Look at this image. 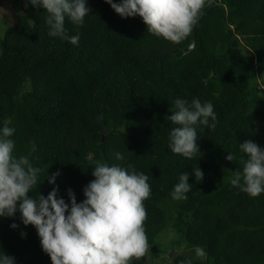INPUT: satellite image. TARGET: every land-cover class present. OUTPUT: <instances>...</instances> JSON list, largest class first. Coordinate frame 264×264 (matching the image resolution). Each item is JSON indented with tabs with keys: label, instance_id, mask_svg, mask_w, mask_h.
<instances>
[{
	"label": "trees",
	"instance_id": "obj_1",
	"mask_svg": "<svg viewBox=\"0 0 264 264\" xmlns=\"http://www.w3.org/2000/svg\"><path fill=\"white\" fill-rule=\"evenodd\" d=\"M7 4L17 19L0 34V130L6 122L14 128L13 155L40 169L29 196L46 197L57 187L58 198L70 205L71 190L80 203L96 163L118 165L148 176L144 228L152 257L175 214L173 226L187 246L202 247L208 257H179L176 264H264V193L252 197L231 184L248 158L240 143L264 149V0H218L179 43L150 34L141 17H121L105 0H86L82 25L65 17L67 35L79 36L76 45L49 36L43 7L0 0V8ZM193 98L211 102L217 120L214 129L196 127L200 152L189 159L171 151L178 125L168 117L177 99ZM197 167L201 182L192 175ZM186 172L191 190L174 200ZM18 209L0 216V255L14 264H52ZM146 261L147 254L133 264Z\"/></svg>",
	"mask_w": 264,
	"mask_h": 264
},
{
	"label": "clouds",
	"instance_id": "obj_2",
	"mask_svg": "<svg viewBox=\"0 0 264 264\" xmlns=\"http://www.w3.org/2000/svg\"><path fill=\"white\" fill-rule=\"evenodd\" d=\"M105 2L121 17H141L150 34L172 43H179L190 35L206 4V0ZM27 3L41 6L48 13L49 36L78 44V35H67L65 17L75 25H82L90 12L86 0H27ZM175 106L177 111L168 119L178 126L170 132L169 147L174 154L191 159L200 152L196 127L204 125L214 129L216 126L214 107L211 102L201 103L196 98L191 103L177 99ZM0 132V216H14L19 205L23 224L37 229L42 249L52 264H133L148 253L144 201L151 189L146 174L134 170L129 173L118 165L98 161L92 173L95 179L84 188L82 202L78 203L69 190V205L58 198L57 187L46 197L42 194L30 197L29 193L37 186L40 169L33 167L27 156L13 155L14 141L10 137L14 128L6 122ZM240 150L248 158L241 160L242 171L233 172L231 184L257 197L264 193V149L248 140L240 143ZM123 158L121 153H116L117 160ZM226 159L233 162L234 157L229 153ZM57 175L54 173L48 178L50 184H55ZM192 175L197 182L204 178L199 167L193 169ZM189 176L187 172L180 175L171 193L174 200L187 199L186 193L191 190ZM195 255L203 258L206 252L197 246ZM0 264H14V258L3 253Z\"/></svg>",
	"mask_w": 264,
	"mask_h": 264
},
{
	"label": "rangeland",
	"instance_id": "obj_3",
	"mask_svg": "<svg viewBox=\"0 0 264 264\" xmlns=\"http://www.w3.org/2000/svg\"><path fill=\"white\" fill-rule=\"evenodd\" d=\"M16 17L17 15L10 4L0 8V34L2 37L5 35L9 26L17 19ZM260 81L262 80L258 79V82ZM250 86L253 87V81H250ZM174 218L175 214L172 218L167 219L165 228L156 237V260L155 257H152L153 252L149 246L147 263L176 264L175 262H177L179 257H187L205 262L208 258L207 255L203 258H198L195 255V248L188 247L181 233L174 228Z\"/></svg>",
	"mask_w": 264,
	"mask_h": 264
},
{
	"label": "water",
	"instance_id": "obj_4",
	"mask_svg": "<svg viewBox=\"0 0 264 264\" xmlns=\"http://www.w3.org/2000/svg\"><path fill=\"white\" fill-rule=\"evenodd\" d=\"M216 2H218V0H214V1L211 2L208 6H206V8L204 9V12H205L208 8H210L211 6L215 5ZM201 16H202V15H201ZM201 16L199 17V19L201 18ZM193 47H194V43H192V44H191L188 48H186L184 51H182V50H176L175 52H176V54H177V57H182V55H183L184 52L187 53V52L191 51Z\"/></svg>",
	"mask_w": 264,
	"mask_h": 264
},
{
	"label": "crops",
	"instance_id": "obj_5",
	"mask_svg": "<svg viewBox=\"0 0 264 264\" xmlns=\"http://www.w3.org/2000/svg\"><path fill=\"white\" fill-rule=\"evenodd\" d=\"M155 260H156V257H155ZM152 261V260H151ZM154 261V260H153ZM145 264H161V263H157V262H155V263H147V261H146V263Z\"/></svg>",
	"mask_w": 264,
	"mask_h": 264
}]
</instances>
